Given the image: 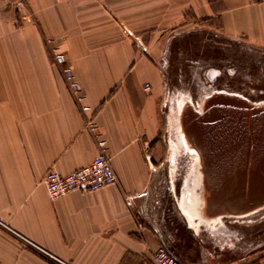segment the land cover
<instances>
[{"label": "crops", "instance_id": "obj_1", "mask_svg": "<svg viewBox=\"0 0 264 264\" xmlns=\"http://www.w3.org/2000/svg\"><path fill=\"white\" fill-rule=\"evenodd\" d=\"M25 2L20 30L0 16V263L156 264L163 235L145 214L146 154L160 129V54L194 28L264 47V0ZM49 51L64 54L82 103ZM100 153L118 184L49 196V170L67 174ZM170 247L188 264H264L263 246L211 252L173 238Z\"/></svg>", "mask_w": 264, "mask_h": 264}, {"label": "rangeland", "instance_id": "obj_2", "mask_svg": "<svg viewBox=\"0 0 264 264\" xmlns=\"http://www.w3.org/2000/svg\"><path fill=\"white\" fill-rule=\"evenodd\" d=\"M0 16L12 18L16 29L20 30L29 24V7L25 0H0ZM183 31L186 28H180L177 33ZM186 34L182 37L177 34L160 54V129L146 154L151 164H148L150 180L146 188L145 214L156 223L165 241L168 240L165 234L175 240L186 238L211 252H225L230 237L238 243L235 251L264 247V210L244 222L232 217L212 220L204 217L205 190L200 157L179 124L186 104L199 110L202 101L216 92L264 103V47L199 28L190 29ZM54 53L49 51L50 59L61 70ZM11 56L12 59L14 56L28 59L24 52ZM145 87L149 89V85ZM155 144L157 147L152 149Z\"/></svg>", "mask_w": 264, "mask_h": 264}, {"label": "water", "instance_id": "obj_3", "mask_svg": "<svg viewBox=\"0 0 264 264\" xmlns=\"http://www.w3.org/2000/svg\"><path fill=\"white\" fill-rule=\"evenodd\" d=\"M181 125L200 157L206 219L264 206V103L216 92L200 111L185 107Z\"/></svg>", "mask_w": 264, "mask_h": 264}, {"label": "built area", "instance_id": "obj_4", "mask_svg": "<svg viewBox=\"0 0 264 264\" xmlns=\"http://www.w3.org/2000/svg\"><path fill=\"white\" fill-rule=\"evenodd\" d=\"M54 56L57 64L61 66V72L77 102L82 103L85 95L82 92L79 82L75 78L73 70L66 64L64 54L55 51ZM82 109L86 110L87 107L82 105ZM88 125L91 130L96 128L93 122H88ZM97 144L101 150L106 148V140L104 139L99 138ZM44 180L51 198H58L71 191L87 193L119 183V177L111 159L103 153L95 156L85 166L67 174H62L51 169L47 172ZM168 235L165 234L168 240L165 241L163 238L162 243L154 252L156 264H188L180 260L171 249L170 242L173 241V238L171 239Z\"/></svg>", "mask_w": 264, "mask_h": 264}, {"label": "bare ground", "instance_id": "obj_5", "mask_svg": "<svg viewBox=\"0 0 264 264\" xmlns=\"http://www.w3.org/2000/svg\"><path fill=\"white\" fill-rule=\"evenodd\" d=\"M242 46V45H241ZM54 62V61H53ZM257 74V73H256ZM223 77V76H222ZM237 77V76H236ZM254 77V76H253ZM180 79V78H179ZM173 82V81H172ZM175 82V81H174ZM248 82V81H247ZM253 84V83H252ZM195 93V92H194ZM256 93V92H255ZM245 96V95H244ZM199 99V98H198ZM199 102V101H198ZM180 105L182 106L183 104H182V102L180 103ZM188 105L186 104L185 106H184V108L185 107H187ZM198 107H200V105H197ZM183 108V109H184ZM182 109V108H181ZM199 110H201V107H200V109ZM179 111H181V110H179ZM169 116V115H168ZM175 121V120H174ZM173 122V121H172ZM179 124H180V128H182V125H181V116H180V118H179ZM170 127V126H169ZM170 131V130H169ZM172 138V137H171ZM172 142V141H171ZM170 144V143H169ZM172 150V149H171ZM172 152V151H171ZM170 152V153H171ZM192 152H194V151H192ZM169 157H171V156H169ZM168 157V158H169ZM174 158V157H173ZM171 159V158H170ZM174 163V162H173ZM173 165V164H172ZM261 210H264V206L263 207H260V208H258V209H255V210H253V211H251V212H249V213H246V214H244V215H239V216H230V218L232 217V218H234V220L235 221H238V220H240V221H250V220H252L254 217H255V214L257 213V212H260ZM257 216V215H256ZM220 218V217H219ZM190 222H192V221H190ZM231 228V227H230ZM234 228V227H233ZM251 233V232H250ZM210 234V233H209ZM252 238V237H251ZM262 238V237H261ZM260 240V239H259ZM237 241L233 238V237H230V240H229V245L226 247V251H228V252H230L231 250H236V246H237ZM245 244V243H244ZM246 245V244H245ZM239 247V246H238ZM232 252V251H231Z\"/></svg>", "mask_w": 264, "mask_h": 264}]
</instances>
